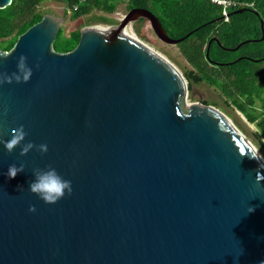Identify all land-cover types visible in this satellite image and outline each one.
Masks as SVG:
<instances>
[{"label": "water", "instance_id": "water-1", "mask_svg": "<svg viewBox=\"0 0 264 264\" xmlns=\"http://www.w3.org/2000/svg\"><path fill=\"white\" fill-rule=\"evenodd\" d=\"M12 3L0 0V9ZM140 19L165 43L193 34L169 37L155 14L133 8L117 25L82 29L78 45L59 52L65 18L45 14L14 49L0 50V73L18 72L21 55L33 72L0 85V137L20 125L28 133L11 153L0 143V264L264 261V180L256 179L264 168L253 144L215 106L187 104L181 72L124 33ZM261 25L260 39L224 47L264 39ZM215 40L208 59L225 65L211 58ZM28 142L47 153L21 155ZM11 164L25 170L9 179ZM49 165L73 187L55 204L29 190L34 170Z\"/></svg>", "mask_w": 264, "mask_h": 264}, {"label": "trees", "instance_id": "trees-1", "mask_svg": "<svg viewBox=\"0 0 264 264\" xmlns=\"http://www.w3.org/2000/svg\"><path fill=\"white\" fill-rule=\"evenodd\" d=\"M45 1H56L65 5V13L70 12L71 20L94 12L113 14L119 2L126 3L127 11L133 8L148 9L162 23L169 37L180 38L186 45V56L197 71H190L187 78L208 81L216 86L227 98V103L238 109L250 122L257 125V144L264 151V39L251 40L236 50L235 47L249 39L263 36L264 0H229L236 3L227 8L212 0H13L5 9H0V50L10 52L20 37L39 23L45 14L39 7ZM247 10L235 13L241 9ZM98 23L113 25L117 21L103 15H96ZM140 19L136 23L145 22ZM138 33L141 30L138 28ZM217 37L211 47V58L225 65H216L208 59L210 41ZM81 38L80 31H73L69 37L59 31L54 43L55 50L68 52L74 49ZM240 57L242 59L238 60ZM258 60V61H254ZM208 104V103H207Z\"/></svg>", "mask_w": 264, "mask_h": 264}, {"label": "rangeland", "instance_id": "rangeland-1", "mask_svg": "<svg viewBox=\"0 0 264 264\" xmlns=\"http://www.w3.org/2000/svg\"><path fill=\"white\" fill-rule=\"evenodd\" d=\"M39 11L43 14H52L59 18H65V21L62 26L63 35L69 37L73 31H80L90 26H101V27H110L112 25L98 23L94 16L103 15L106 17L113 18L117 21L118 17L121 14H126L128 11L126 9L125 2H119L116 12L113 14H105L94 12L91 15L81 17L75 21L71 20L70 12L65 13V5L56 1H45ZM134 33L137 35L139 40L150 46L153 50L162 54V56L173 66H175L181 74L184 76L187 86H188V99L187 104L192 105L196 103H204L215 106L223 113H225L230 121L242 132L245 137H247L250 142L253 144L255 150L258 149V154L260 157L264 158V151L257 144L256 133H258L257 125L253 122H250L238 109L233 105L227 103V98L223 96L222 92L214 86L212 83L205 81H195L190 82L187 78V74L190 71H197L195 67L188 61L186 56V49L189 44L180 45L178 44H169L165 43L162 39L158 38L155 32L153 31L150 23L146 20L142 23H133L131 24ZM138 28L141 30V33H138ZM3 51V50H1ZM186 104V107H187ZM188 108V107H187Z\"/></svg>", "mask_w": 264, "mask_h": 264}, {"label": "clouds", "instance_id": "clouds-1", "mask_svg": "<svg viewBox=\"0 0 264 264\" xmlns=\"http://www.w3.org/2000/svg\"><path fill=\"white\" fill-rule=\"evenodd\" d=\"M213 3L225 4L226 0H213ZM3 58H7V55H3ZM27 57L21 55L18 60V72H14L11 75L7 73H0V85L4 83L15 82H28L33 74L32 69L26 63ZM12 138L10 140H3L0 137V143L4 144V147L9 153L13 152L18 146H21L22 142L27 137L28 133L25 131L23 125H20L18 128H13L11 130ZM36 147L41 153H47L48 145L40 144L35 145L33 142H28L23 144L21 148V155H27L28 152ZM251 158H254L258 161L259 167L264 168V158L258 155V149L251 152ZM25 170V166L21 164L17 166L16 164L9 165L7 175L9 179H13L17 176L18 173H21ZM35 180L30 184V191L34 194H37L45 203L55 204L60 199L64 198L66 195H71L73 193L72 181L64 179L55 168L48 166L47 170L35 169L34 170ZM257 182L264 180V173L257 172ZM29 211L35 212L36 206L31 205ZM254 211V208H249V212ZM260 264H264V261H261Z\"/></svg>", "mask_w": 264, "mask_h": 264}, {"label": "built area", "instance_id": "built-area-1", "mask_svg": "<svg viewBox=\"0 0 264 264\" xmlns=\"http://www.w3.org/2000/svg\"><path fill=\"white\" fill-rule=\"evenodd\" d=\"M81 2H87V0H81ZM212 2H213V0H212ZM218 4V3H217ZM219 5H223V6H225V16H226V18L228 19V17H229V14H228V12H227V8H229V7H232V6H235L236 5V3H234V2H231V1H229V0H226V3L225 4H219ZM124 15L125 14H121L119 17H118V21L120 20V19H122L123 17H124Z\"/></svg>", "mask_w": 264, "mask_h": 264}, {"label": "bare ground", "instance_id": "bare-ground-1", "mask_svg": "<svg viewBox=\"0 0 264 264\" xmlns=\"http://www.w3.org/2000/svg\"><path fill=\"white\" fill-rule=\"evenodd\" d=\"M124 33L126 35L132 37L133 39L139 40V38L137 37V35L134 33V30H133L132 26H129L128 28H126V30L124 31Z\"/></svg>", "mask_w": 264, "mask_h": 264}]
</instances>
